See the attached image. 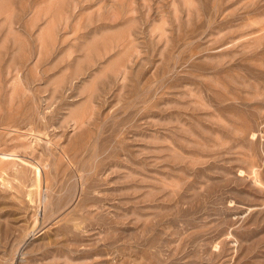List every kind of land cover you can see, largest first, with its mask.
I'll return each instance as SVG.
<instances>
[{"label": "rangeland", "instance_id": "obj_1", "mask_svg": "<svg viewBox=\"0 0 264 264\" xmlns=\"http://www.w3.org/2000/svg\"><path fill=\"white\" fill-rule=\"evenodd\" d=\"M0 264H264V0H0Z\"/></svg>", "mask_w": 264, "mask_h": 264}]
</instances>
